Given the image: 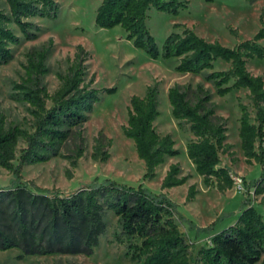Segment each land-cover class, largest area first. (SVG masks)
Here are the masks:
<instances>
[{"label":"trees","instance_id":"obj_1","mask_svg":"<svg viewBox=\"0 0 264 264\" xmlns=\"http://www.w3.org/2000/svg\"><path fill=\"white\" fill-rule=\"evenodd\" d=\"M4 3L8 9L0 5V66L13 59L12 46L19 44L22 37H38L40 27L31 18L55 19L59 11L57 0ZM184 6L183 0H103L96 12V25L121 26L127 38L154 59L177 58L178 72L202 75L218 96L233 89L249 91L254 116L246 104L240 103L239 136L246 162L260 163L262 170L257 178L243 179L248 196L237 220L213 233L221 217L208 226H198L177 211L165 191L156 193L143 183L135 186L111 178H95L73 193L62 195L24 181L25 166L61 156L70 141H76L75 147L65 156L77 166L85 152L82 127L101 100L100 93L114 90H99L92 86L93 78L87 81L90 54L78 45L73 57L67 59L66 72L57 73L60 85L51 93L44 81L50 71L47 59L54 44L50 39L28 52L22 81L14 84L12 98L27 105L31 116L25 127L8 124L0 112V167L12 174L10 184L0 187V251L18 249V258L50 254L91 256L107 231L112 213L120 227L115 240L128 243L127 256L132 264H264V215L250 195L253 190L264 203V78L247 66L248 60L264 57V27L234 47L209 41L190 28L182 33L172 32L159 46L148 26L149 10L177 14ZM219 61L228 63L229 68L215 69ZM158 94L157 81L147 87L144 96H132L128 121L123 126L124 135L133 140L138 157L145 164V179H153L166 157L179 153L173 137L157 131ZM168 98L179 126L188 124L194 136L187 143V155L204 185L220 192L231 189L235 182L232 170L220 164L223 153H232V144L227 141L226 119L216 112L213 92L202 82L175 83L168 90ZM21 141L25 146L17 156ZM111 144L112 139L101 132L95 138L92 158L107 161ZM188 178L181 175L180 165L173 163L162 180V189L182 185ZM196 193L195 185H191L187 201L194 200ZM178 221L189 223L196 238L202 234L210 236L208 245L200 247L196 256L194 242L180 230Z\"/></svg>","mask_w":264,"mask_h":264},{"label":"rangeland","instance_id":"obj_2","mask_svg":"<svg viewBox=\"0 0 264 264\" xmlns=\"http://www.w3.org/2000/svg\"><path fill=\"white\" fill-rule=\"evenodd\" d=\"M57 1L59 3L57 17L31 18L30 20L40 27L38 37L33 40L22 37L19 44L12 46L13 59L0 66V112L5 115L7 123L25 127L31 118L27 105L12 98L14 84L22 81L28 52L47 44L50 39H53L54 44L47 59L50 71L44 76V81L51 93L60 85L57 73L66 72L67 59L73 57L78 45L84 46L90 54L87 61V81L93 78V87L99 90L105 88L114 90L100 93L101 100L95 104L82 127L85 152L76 167L65 156L75 147L76 141H70L63 148L61 156L25 166L22 171L23 180L31 186L35 185L62 195L73 193L95 178H111L135 186L143 183L156 193L165 191L176 204L177 211L198 226H208L221 217L213 233L233 224L248 195L245 189L239 190L236 185L225 192H220L214 186L204 185L203 178L187 155V143L194 136L188 124L180 127L173 117L168 90L175 83L195 85L202 82L213 92V101L217 105L216 112L226 119L227 141L232 144V153L221 155L220 166H229L234 177L248 181L259 177L262 170L260 163L246 162L239 136L240 103L246 104L254 116L249 91L244 88L233 89L223 97L218 96L213 86L205 81L202 75L178 72L177 58L154 59L145 50L137 48L133 41L127 38L126 31L121 26L113 28L97 26L96 12L103 0ZM183 1L186 2V6L180 8L177 14L155 8L149 10L148 26L159 46H162L172 32L182 33L186 28H190L209 41L217 40L226 46L234 47L253 38L259 29L264 27V0ZM0 5L8 9L4 0H0ZM12 27L21 36L19 29L15 25ZM261 43L264 45V40ZM247 66L253 74L264 78V57L248 60ZM228 68L229 64L223 61L215 65L217 70ZM157 81L160 115L155 125L161 135L170 134L173 137L179 153L166 157L165 162L157 168L153 179H145V164L138 157L133 140L124 135L123 126L128 121L132 96H144L147 87ZM101 132L112 139L109 147L110 157L105 162L96 161L91 156L95 138ZM23 146L25 143L21 141L17 156ZM15 162L17 163V160ZM173 163H178L181 175H188L189 178L182 185L163 190L162 180ZM11 178L12 174L0 167V187L8 186ZM191 185H195L197 193L194 200L187 201ZM250 195L253 204L264 215L261 196H256L253 190ZM108 220L107 231L101 236L100 245L91 256L50 254L18 258L20 251L10 249L0 251V264H132L127 256L128 243H118L115 240V232H120L117 217L109 213ZM178 224L180 230L194 242L193 253L196 256L200 247L208 245L210 236L202 234L196 238V233L190 230L189 223L178 221Z\"/></svg>","mask_w":264,"mask_h":264},{"label":"built area","instance_id":"obj_3","mask_svg":"<svg viewBox=\"0 0 264 264\" xmlns=\"http://www.w3.org/2000/svg\"><path fill=\"white\" fill-rule=\"evenodd\" d=\"M234 181H235L234 185H236L239 190L245 189L244 182H243V179L241 177H234Z\"/></svg>","mask_w":264,"mask_h":264}]
</instances>
